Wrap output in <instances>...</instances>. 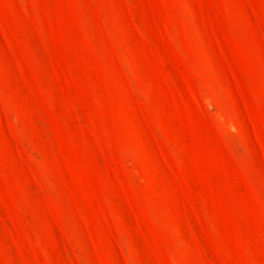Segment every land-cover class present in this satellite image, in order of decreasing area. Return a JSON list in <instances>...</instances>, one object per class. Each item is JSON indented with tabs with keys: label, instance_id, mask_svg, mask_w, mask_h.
Listing matches in <instances>:
<instances>
[{
	"label": "rangeland",
	"instance_id": "rangeland-1",
	"mask_svg": "<svg viewBox=\"0 0 264 264\" xmlns=\"http://www.w3.org/2000/svg\"><path fill=\"white\" fill-rule=\"evenodd\" d=\"M0 264H264V0H0Z\"/></svg>",
	"mask_w": 264,
	"mask_h": 264
}]
</instances>
